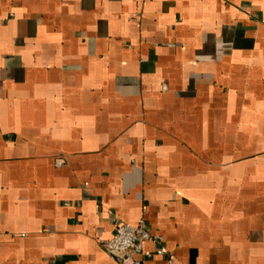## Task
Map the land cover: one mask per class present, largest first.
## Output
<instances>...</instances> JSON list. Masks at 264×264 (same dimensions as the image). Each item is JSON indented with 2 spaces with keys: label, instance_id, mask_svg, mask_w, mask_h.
I'll list each match as a JSON object with an SVG mask.
<instances>
[{
  "label": "crops",
  "instance_id": "obj_1",
  "mask_svg": "<svg viewBox=\"0 0 264 264\" xmlns=\"http://www.w3.org/2000/svg\"><path fill=\"white\" fill-rule=\"evenodd\" d=\"M142 219L143 264H264V0H0V264Z\"/></svg>",
  "mask_w": 264,
  "mask_h": 264
},
{
  "label": "built area",
  "instance_id": "obj_2",
  "mask_svg": "<svg viewBox=\"0 0 264 264\" xmlns=\"http://www.w3.org/2000/svg\"><path fill=\"white\" fill-rule=\"evenodd\" d=\"M57 166H60V163H57ZM150 243L156 246L154 254L145 250L146 245ZM102 248L119 264H143L153 256L162 258L166 256L163 238L153 237L143 219L135 225L117 224L112 237L102 242Z\"/></svg>",
  "mask_w": 264,
  "mask_h": 264
}]
</instances>
